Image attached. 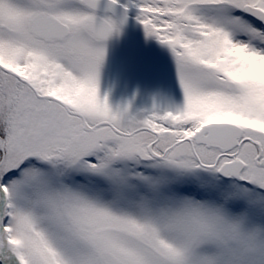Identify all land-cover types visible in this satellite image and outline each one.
<instances>
[{
	"label": "snow or ice",
	"instance_id": "1",
	"mask_svg": "<svg viewBox=\"0 0 264 264\" xmlns=\"http://www.w3.org/2000/svg\"><path fill=\"white\" fill-rule=\"evenodd\" d=\"M132 10L181 104L101 98ZM0 264H264V0H0Z\"/></svg>",
	"mask_w": 264,
	"mask_h": 264
},
{
	"label": "rangeland",
	"instance_id": "2",
	"mask_svg": "<svg viewBox=\"0 0 264 264\" xmlns=\"http://www.w3.org/2000/svg\"><path fill=\"white\" fill-rule=\"evenodd\" d=\"M129 13L136 15L135 10ZM149 41L159 43L146 37L143 27L140 32L123 27L106 42L99 92L101 98L107 95L114 109L128 106L130 114L137 115L182 103L183 95L170 51L163 45L155 49Z\"/></svg>",
	"mask_w": 264,
	"mask_h": 264
},
{
	"label": "water",
	"instance_id": "3",
	"mask_svg": "<svg viewBox=\"0 0 264 264\" xmlns=\"http://www.w3.org/2000/svg\"><path fill=\"white\" fill-rule=\"evenodd\" d=\"M124 27L132 29L136 32H140L141 28H142V26L135 20V17L131 16L130 14H129V19H128L127 23L124 25ZM149 44H150V46L155 47V48H161L162 47L161 44L156 43L154 41H150Z\"/></svg>",
	"mask_w": 264,
	"mask_h": 264
},
{
	"label": "flooded vegetation",
	"instance_id": "4",
	"mask_svg": "<svg viewBox=\"0 0 264 264\" xmlns=\"http://www.w3.org/2000/svg\"><path fill=\"white\" fill-rule=\"evenodd\" d=\"M118 82V81H117ZM112 83H114V82H112Z\"/></svg>",
	"mask_w": 264,
	"mask_h": 264
}]
</instances>
